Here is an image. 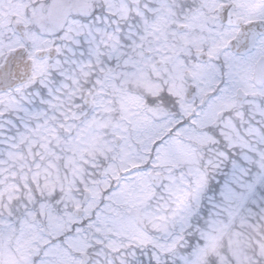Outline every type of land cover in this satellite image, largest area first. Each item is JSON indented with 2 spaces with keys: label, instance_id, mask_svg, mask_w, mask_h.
Segmentation results:
<instances>
[{
  "label": "snow or ice",
  "instance_id": "1",
  "mask_svg": "<svg viewBox=\"0 0 264 264\" xmlns=\"http://www.w3.org/2000/svg\"><path fill=\"white\" fill-rule=\"evenodd\" d=\"M0 264H264V0H0Z\"/></svg>",
  "mask_w": 264,
  "mask_h": 264
}]
</instances>
